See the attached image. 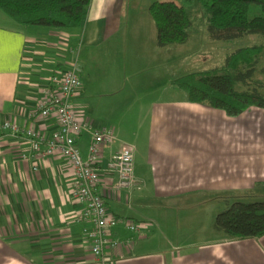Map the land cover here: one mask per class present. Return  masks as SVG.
<instances>
[{
    "label": "crops",
    "instance_id": "1",
    "mask_svg": "<svg viewBox=\"0 0 264 264\" xmlns=\"http://www.w3.org/2000/svg\"><path fill=\"white\" fill-rule=\"evenodd\" d=\"M117 3L92 0L84 26L70 32L25 27L0 11V122L52 134L56 119L34 113L50 76L76 63L82 82L77 113L114 133L98 165L99 192L119 219L112 236H133L129 221L147 226L132 247L111 252L114 264H264V236L236 240L214 229L219 207L257 196L256 190L264 195V109L229 117L189 102L166 69L168 52L183 45L159 48L157 33L138 25H128L137 32L119 38ZM92 48L121 70L107 76L103 95L113 112L101 118L91 112L100 103L80 72L82 51ZM168 83L179 95L166 96ZM89 143L88 136L77 142L84 160ZM124 146L133 151V183L115 192L117 176L104 167ZM32 156L25 134L0 132V264H98L90 253L91 224L76 221L81 207L72 197L69 161ZM176 209L187 215L177 216Z\"/></svg>",
    "mask_w": 264,
    "mask_h": 264
},
{
    "label": "trees",
    "instance_id": "2",
    "mask_svg": "<svg viewBox=\"0 0 264 264\" xmlns=\"http://www.w3.org/2000/svg\"><path fill=\"white\" fill-rule=\"evenodd\" d=\"M194 0L153 2L150 15L156 26L159 48L184 45L192 27L187 7ZM204 7L207 32L214 41L247 35L264 36V0H196ZM92 0H0V11L19 25L63 31L82 28ZM258 9L259 13L254 9ZM261 47L239 49L226 56L220 67L177 78L172 84L186 92L187 100L237 117L256 107L264 109V83L255 79L264 72ZM242 86L237 90L236 86ZM236 199L217 214L214 229L236 240L264 236V201Z\"/></svg>",
    "mask_w": 264,
    "mask_h": 264
},
{
    "label": "built area",
    "instance_id": "3",
    "mask_svg": "<svg viewBox=\"0 0 264 264\" xmlns=\"http://www.w3.org/2000/svg\"><path fill=\"white\" fill-rule=\"evenodd\" d=\"M81 89L82 82L76 63L68 69L56 70L50 76L49 84L43 88V98L34 113L43 121L54 117L57 122L56 130L52 134H46L36 129H22L18 124L4 120L0 122V132L25 134L31 145L34 160L59 155L69 161L74 175L72 197L81 207L76 221L91 224L87 235L94 261L98 264H114L111 252L132 247L136 240L145 237L147 226L129 221L126 222V228L134 234L133 236L122 241L112 236V229L119 219L109 213L99 192L101 180L98 165L103 149L114 143V133L112 128L105 125L95 126L77 113L74 100ZM83 136L90 139L86 160L82 158L77 145ZM22 158L28 160L27 156L23 155ZM36 168L34 165V169ZM104 171L117 176L113 186L115 192L130 189L134 175L132 149L124 146L116 151L106 163Z\"/></svg>",
    "mask_w": 264,
    "mask_h": 264
},
{
    "label": "rangeland",
    "instance_id": "4",
    "mask_svg": "<svg viewBox=\"0 0 264 264\" xmlns=\"http://www.w3.org/2000/svg\"><path fill=\"white\" fill-rule=\"evenodd\" d=\"M164 1H174L176 3L182 2V0H119V3H117V9L120 16L119 22L122 23V30L120 32L122 33V36L119 38L122 39L123 34L137 32V30L127 31V28L129 27L128 25H138L143 27L144 33L153 32L156 34V26L150 15L149 7L153 2ZM254 10L259 13L257 8ZM187 12L192 23V27L189 30L190 40L187 44H184L183 46H175L176 50L168 52L169 63L166 69L168 76L171 78L173 76V79L181 78L191 73L220 67L223 65L227 55L239 49L259 46L264 50L263 35H247L230 41H214L210 39L207 32L204 7L196 0L188 5ZM80 64V72L82 73V76L84 78L87 77L90 81V88L94 92L95 98H97L96 103H100L99 106H96L95 109L91 111L93 116L101 118L102 116L112 114L113 111L109 109L110 104L108 99L110 98L107 95H103V93L106 92L105 83L110 72L121 70L112 67L111 64L113 63L108 62L104 59L102 53L99 54L98 52H95V49L93 48L87 50L85 53L82 51ZM262 67H264V61L258 66V69H261ZM125 72L127 73L129 71L126 70ZM136 72L139 74L145 73L142 68L137 69ZM255 79L264 83V72L259 70L255 75ZM173 87L174 86H171V84L168 83L165 91L166 96L172 97L179 95L177 88ZM236 89L242 90V86L237 85ZM173 91H175V94ZM262 94L264 95V91ZM256 193L257 196H253V192L252 195L246 197L242 196L240 199L246 203L264 201V195H258V190H256ZM226 208L227 207H219L216 214H219ZM175 213L177 216L187 215V212L184 209H176Z\"/></svg>",
    "mask_w": 264,
    "mask_h": 264
}]
</instances>
